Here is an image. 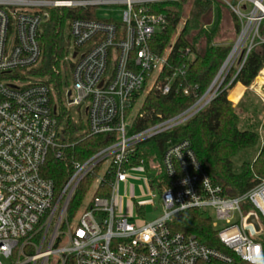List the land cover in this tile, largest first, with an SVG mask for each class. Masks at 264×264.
Masks as SVG:
<instances>
[{
    "label": "built area",
    "instance_id": "2783aa9c",
    "mask_svg": "<svg viewBox=\"0 0 264 264\" xmlns=\"http://www.w3.org/2000/svg\"><path fill=\"white\" fill-rule=\"evenodd\" d=\"M162 1L168 0H0V264L231 262V254L172 228L174 215L191 208L211 219L218 239L235 256L264 264V177L255 175V183L242 193L228 189L209 175L185 138H170L161 157L153 153L131 164L139 144L193 117L236 69L227 86L231 84L250 51L264 43V0H219L238 18L240 29L215 78L182 112L166 118L158 114L154 123L134 129L151 91L189 95L197 89L178 81L184 69L166 73L178 33L162 53L150 45L167 25V18L152 8ZM63 6H119L122 20L68 21L59 70L67 85L59 93L53 81L34 71L42 60L39 36L49 8ZM61 106L78 107L90 134L114 140L73 162L72 174L57 190L44 166L50 155L62 157L67 146ZM135 171L148 172L142 179L151 204L158 198L161 214L153 220L131 223L116 206L118 184L129 182ZM87 175L95 177L92 196L70 220V201ZM105 175L113 177L110 191L97 194ZM145 205L132 203L138 214ZM251 215L258 228L249 222Z\"/></svg>",
    "mask_w": 264,
    "mask_h": 264
},
{
    "label": "trees",
    "instance_id": "16d2710c",
    "mask_svg": "<svg viewBox=\"0 0 264 264\" xmlns=\"http://www.w3.org/2000/svg\"><path fill=\"white\" fill-rule=\"evenodd\" d=\"M189 3V4H188ZM188 4V8H186ZM153 11L162 13L167 18L165 28L157 32L150 45L153 51L162 53L172 41L175 34V46L169 59L166 73L174 69H184L185 73L178 77L183 85H197V89L189 95L182 92L162 94L158 90L151 91L143 103V117L136 119L134 129H142L156 121L158 114L163 117L176 115L200 97L209 87L220 67L229 54L232 42L238 35L240 22L231 10L219 0L192 1H162L152 4ZM225 13L231 18L233 37L229 41H221ZM212 15V16H211ZM73 18H97L95 7H51L49 17L44 22L39 36L42 46V60L35 74L48 77L55 83L59 93L63 89L60 73V60L66 53L67 23ZM264 35V22L261 29ZM189 48L190 53H181ZM264 67V43L256 45L248 54L242 68L229 86L234 76L233 69L219 88L213 100L187 121L158 134L137 146L132 156L131 164H137L140 159H146L156 153L161 157L170 138H185L191 141L198 160L203 164L209 175L218 183L237 193H242L255 183V175L264 177V145L252 161H244L238 171L234 170L233 157L244 148L255 146L259 142V134L251 129L239 127L240 116L238 105H233L241 96L243 87H247L259 75ZM56 68L58 71H56ZM239 91V97L234 98V92ZM229 94V98H228ZM232 101H231V100ZM60 123L63 126L64 155H50L44 166V175L54 181L60 190L73 172V162L84 161L103 146L110 144L112 135H92L87 131L86 122L76 121L68 114L67 108L61 106ZM98 170V167H97ZM94 175H87L80 182L69 207L68 218L73 220L84 204L94 182ZM113 177L104 176V187L97 194L110 191ZM164 182L167 179L163 176ZM248 210V209H247ZM175 231L193 235L201 243L215 247L233 256L231 262L210 260L204 264H251L235 256L220 242L210 218L204 216L198 209L191 208L176 213L170 223ZM264 244V238L262 239Z\"/></svg>",
    "mask_w": 264,
    "mask_h": 264
},
{
    "label": "rangeland",
    "instance_id": "374dc122",
    "mask_svg": "<svg viewBox=\"0 0 264 264\" xmlns=\"http://www.w3.org/2000/svg\"><path fill=\"white\" fill-rule=\"evenodd\" d=\"M188 4L185 9L188 8ZM96 17L101 19L113 18L116 21H121L122 7H99L96 9ZM231 27V18L228 13H225L223 34L220 39L221 41L227 42L233 37ZM258 77L259 76H257L248 87L249 90L246 92V94L243 97L239 98L237 104H235L230 99L233 102L234 106L238 105L237 111L240 116L239 127L241 129L254 130L259 134V142L255 146L244 148L233 157L232 160L235 171H238L240 169L242 162L252 161L260 151L261 147L264 145V86H260L261 83L258 82ZM66 85L67 84L63 82V89L66 87ZM235 95L239 97V93ZM142 98L143 97H141L139 104L135 108L134 113L140 110L143 101ZM234 98L236 97L234 96ZM67 111L74 120H81L78 107H68ZM145 174H148V172L146 173L142 171H135L133 172V176L129 179V182L120 183L116 188V206L117 208L121 209L123 215L127 216L128 221L131 223L137 222L139 218L140 220L150 221L157 218L161 214L160 209H158V198L154 200V205L151 204V197L148 194V187L144 184V181L142 179ZM91 196L92 192L89 193L88 197ZM132 197L133 199H130ZM133 201L146 203L144 207L145 211L139 214L136 213L132 206ZM133 212L137 214V217L133 215ZM211 216L213 219H215L214 212H211ZM52 264H54V262H52Z\"/></svg>",
    "mask_w": 264,
    "mask_h": 264
},
{
    "label": "bare ground",
    "instance_id": "6f19581e",
    "mask_svg": "<svg viewBox=\"0 0 264 264\" xmlns=\"http://www.w3.org/2000/svg\"><path fill=\"white\" fill-rule=\"evenodd\" d=\"M260 75H258L259 77H258V82H260V83H264V67L260 70ZM255 83V82H254ZM255 89V88H254ZM235 94H238L239 93V91H236V92H234ZM232 94L233 96H235L236 98L238 97V96H236L235 94Z\"/></svg>",
    "mask_w": 264,
    "mask_h": 264
},
{
    "label": "crops",
    "instance_id": "0c3cea01",
    "mask_svg": "<svg viewBox=\"0 0 264 264\" xmlns=\"http://www.w3.org/2000/svg\"><path fill=\"white\" fill-rule=\"evenodd\" d=\"M239 84L243 87V90H242V93H241V96H240V98H241V97H243V96L245 95L244 93H245V90L247 89V87L244 86L242 83L237 82V84L231 89V91L234 90L235 87L238 86ZM261 84H262V85H261ZM261 84H260V86L263 87V86H264V83H261ZM231 91H230V92H231ZM238 100H239V99H238ZM233 102H234V101H233ZM237 102H238V101H237ZM237 102H234V103L237 104Z\"/></svg>",
    "mask_w": 264,
    "mask_h": 264
},
{
    "label": "water",
    "instance_id": "95a60500",
    "mask_svg": "<svg viewBox=\"0 0 264 264\" xmlns=\"http://www.w3.org/2000/svg\"><path fill=\"white\" fill-rule=\"evenodd\" d=\"M230 42H231V40L229 41V43ZM233 194H234V191H231V195H233ZM249 222H253L256 225L257 228L259 227V224L257 222V219H256V217L254 215H251L250 216Z\"/></svg>",
    "mask_w": 264,
    "mask_h": 264
}]
</instances>
